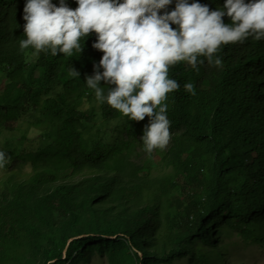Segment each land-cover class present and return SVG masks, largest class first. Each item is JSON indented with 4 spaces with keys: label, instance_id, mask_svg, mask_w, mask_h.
Wrapping results in <instances>:
<instances>
[{
    "label": "trees",
    "instance_id": "1",
    "mask_svg": "<svg viewBox=\"0 0 264 264\" xmlns=\"http://www.w3.org/2000/svg\"><path fill=\"white\" fill-rule=\"evenodd\" d=\"M225 2L187 0L210 11ZM26 3L0 0V134L23 122L44 134L23 157L29 172L0 182V264H78L94 252L108 264H218L216 240L227 230L264 242V38L222 44L220 66L198 57L196 67H169L180 88L162 102L170 147L157 148L169 172L154 177L151 156L134 159L146 150L151 118L130 120L86 84L103 72L96 33L81 37L80 52L54 56L48 48L29 60L31 46L20 48ZM99 86L105 96L115 88L103 79ZM74 176L81 180L65 182Z\"/></svg>",
    "mask_w": 264,
    "mask_h": 264
},
{
    "label": "clouds",
    "instance_id": "2",
    "mask_svg": "<svg viewBox=\"0 0 264 264\" xmlns=\"http://www.w3.org/2000/svg\"><path fill=\"white\" fill-rule=\"evenodd\" d=\"M171 2L77 0L73 10L63 0L60 6L51 0H27L23 9L26 39L20 41V48L24 51L31 46L33 51H25L29 60L48 48L54 56L57 50L71 55L73 49L81 51V37L96 33L93 47L103 52L99 61L103 72L86 78L87 86L95 91L98 103L106 101L130 120L150 117L141 139L148 152L163 149L170 133L165 114L168 105L162 102L180 88L169 78V67L180 61L196 67L198 57L220 66L222 61L214 54L222 44L242 41L250 34L257 40L264 38V0H226L223 8L213 11L199 3L177 0L175 10L158 14ZM224 15L231 18V24L223 22ZM173 24L178 27L173 29ZM72 73L79 75L73 69ZM102 79L115 85L106 96L105 88L99 86ZM184 89L194 94L192 83H185ZM4 161L5 154L0 152V167Z\"/></svg>",
    "mask_w": 264,
    "mask_h": 264
},
{
    "label": "rangeland",
    "instance_id": "3",
    "mask_svg": "<svg viewBox=\"0 0 264 264\" xmlns=\"http://www.w3.org/2000/svg\"><path fill=\"white\" fill-rule=\"evenodd\" d=\"M42 135L36 127L29 126L28 122L7 124V129L0 134V152L5 154L4 166L0 167V182L11 176L14 181H17L18 179L15 175L20 174V169L23 173L29 172L30 162L22 161L23 157L28 150L39 148L43 143V141H39ZM169 147L170 139L166 147L161 149V152L169 149ZM158 152L157 148L153 149L151 152L146 150L143 152L139 151V157L137 158L135 156L134 158L139 161L151 156L154 159L152 163L154 177L169 172L167 168L161 166V158L163 156ZM17 154L21 157L16 158L15 156ZM35 154L38 155L39 153ZM80 180V176H74L65 182L73 184ZM59 184L60 182H57V184L53 185V188L57 187ZM3 188L4 186L0 184V193L3 191ZM238 233L239 230H227V233L222 236L220 241L216 240L215 252L221 254V261L218 264H264V242L253 243L251 240L245 239V237ZM222 250L224 251L221 252ZM188 262L189 258H186L174 264H187ZM78 264H108V260L107 257L101 253L94 252L87 261H82Z\"/></svg>",
    "mask_w": 264,
    "mask_h": 264
},
{
    "label": "water",
    "instance_id": "4",
    "mask_svg": "<svg viewBox=\"0 0 264 264\" xmlns=\"http://www.w3.org/2000/svg\"><path fill=\"white\" fill-rule=\"evenodd\" d=\"M73 239H75V238H71V239L69 240V242H71ZM65 253H66V249H65ZM52 263H54V262H52Z\"/></svg>",
    "mask_w": 264,
    "mask_h": 264
}]
</instances>
